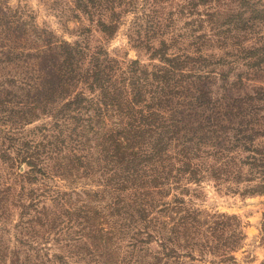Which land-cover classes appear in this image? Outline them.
Returning <instances> with one entry per match:
<instances>
[{
	"label": "trees",
	"instance_id": "obj_1",
	"mask_svg": "<svg viewBox=\"0 0 264 264\" xmlns=\"http://www.w3.org/2000/svg\"><path fill=\"white\" fill-rule=\"evenodd\" d=\"M187 1L180 12L187 9L192 15L201 14L199 8L204 6L215 38L194 35L193 53L183 47L172 51L177 40L162 39L159 46L147 45L153 62L150 69L138 61L111 57L101 45L92 46L91 29L80 16L91 18L105 7L115 9L128 0H71L80 29L78 39L62 42L59 51L52 50L46 58L43 54L45 65L31 68V85L16 89L23 95L0 90V111L4 112L0 113V122L21 126L41 115L54 119L47 141H25L21 146L14 145L15 132L23 127L0 128V161L3 159L11 168L14 163L20 164L19 168L25 164L26 172L20 176L26 183L37 185L40 180L53 181L55 177L66 180L74 170H82L80 178H91L92 182L98 178V189L90 192L85 188L87 198L92 196L102 204L105 193L109 195L105 206L82 201L84 204L64 209L60 215H50L54 205H34L41 203L35 196H41L31 189V208L39 216L33 224L57 225L62 218L78 223L80 241L89 236L93 245L80 244L76 255L85 253L88 257L84 258L96 264H194L208 256L214 258L211 263L232 264L245 239L236 216L195 209L183 197L196 192L189 184L199 185L207 176L218 181L231 179L240 185L254 182L256 174L264 171V147L257 143L258 135L264 136V122L258 115L261 108L249 105L257 100L264 102V86L253 87V93L245 98L231 96L232 86L236 89L240 83L239 89L245 87L246 80L259 78L256 75L263 70L264 35H259L258 28L264 23V9L256 0ZM97 24L100 31L113 32L112 24L102 19ZM238 31L244 34L232 36ZM220 32L223 37L217 38ZM248 36L260 39L259 45L244 43ZM215 49H221L224 55L215 58L207 53ZM234 49L238 52L226 51ZM233 54L252 59L249 66L255 75L250 78L238 74L237 81L229 83L233 69H224L218 76L227 81L226 93L214 99L216 70ZM11 102L20 105L10 108ZM70 118L75 119L73 128L64 123ZM79 128L85 135L93 133L96 155H72L75 145L69 153L64 152L62 144L71 141ZM213 135L222 138L209 147ZM245 152L249 153L244 156ZM210 158L220 163L209 164ZM176 190L179 192L174 194ZM246 192L263 194L264 181ZM63 194L51 192L57 199H53L56 209L65 206ZM125 238V251L115 255ZM154 242L158 248H152Z\"/></svg>",
	"mask_w": 264,
	"mask_h": 264
},
{
	"label": "rangeland",
	"instance_id": "obj_2",
	"mask_svg": "<svg viewBox=\"0 0 264 264\" xmlns=\"http://www.w3.org/2000/svg\"><path fill=\"white\" fill-rule=\"evenodd\" d=\"M256 1L258 6L264 9V0ZM187 4V0H128L125 5L118 6L115 9L105 7L100 13H95L91 18L80 16L84 20V25L91 29L92 33L89 39L92 46L101 45L111 57L127 62L138 61L141 65L149 66L152 69L153 62L150 52L147 50V45L159 46L162 39H166L168 42L177 40L178 42L171 49L172 51H177L178 47H183L187 52L193 53L194 35L206 34L212 39L215 38L212 36L213 30L211 27L213 24L209 21L208 12L204 10V6L199 8L201 14L195 13L192 15L187 9L186 13H181L180 9L183 6L187 7ZM222 7L220 6V8ZM234 8L237 9V5H234ZM216 9H219V7L217 6ZM75 15L76 12L73 9L71 0H0V90L4 88L8 91L18 92L16 90L18 87L27 86L28 88L31 81H33L31 73L34 75L31 68L40 69L41 65L45 63L43 54L46 58L47 55L53 52L52 50L59 51L62 42L73 43L77 40L80 29H78L79 24ZM247 15L249 14L246 12L245 17ZM99 19L112 24L114 29L111 34L100 31L97 24ZM232 25L233 23L226 24L221 31L232 27ZM258 30L259 35H264V23ZM238 33L244 34L238 31L234 32L232 36ZM216 37L222 38L223 33L220 32ZM228 42L231 43L232 41ZM244 43H247L248 46L259 45L260 39L248 36ZM226 51H229V53L238 52L237 49ZM207 53L214 55L215 58L224 55L221 49H215ZM233 55L227 58L225 65L218 66L216 70L217 76L212 85L214 99L225 96L224 86L226 85L224 84L227 81H223L218 76L224 69H233L229 83L236 82L238 74L250 78L255 75L253 69L249 66L252 59L243 60L235 54ZM262 67L261 73L256 75L259 78L246 80L245 87L239 89L240 83H238L236 89L232 86L231 88L234 91L231 92V96L245 98L247 93H253V87L264 86V64ZM18 93V96L23 95L22 92ZM24 99H26L25 96ZM13 101L17 100L14 99ZM17 103H8V107L12 108L20 105ZM254 104L257 108H261L258 115L261 116L262 122H264V102L257 100L249 105ZM0 113L4 112L0 111ZM67 120L64 123L68 125L67 127L73 128L75 125L73 120L75 119L70 118ZM111 123L109 121L110 125ZM53 124V117L41 115L32 123L30 118L29 123L21 124V126L20 124L14 125L11 122L3 121L0 122V128L13 130L14 127H23L15 132L17 140L14 145L21 146L25 141L30 143L31 141H47L49 135L52 134L49 129ZM80 131H82L81 128L75 132L76 134L72 136L71 141L62 144L64 152L69 153L71 146L75 145L77 146L75 151L70 152L72 155L84 156L87 153L96 155V141L93 133L88 131L85 135ZM64 135L68 136V132H65ZM45 136H47L46 139ZM212 137L213 140L209 147L222 138L219 137L218 139L214 135ZM80 141L83 144L87 143V146L84 147L83 144H79ZM257 143L260 147H264V136L262 134L258 135ZM246 153L249 152H245L244 156L247 155ZM15 155L16 153L13 157ZM4 162L3 159L0 161V264H96L84 258L88 257L85 253L79 252L82 253V256L76 255L80 244L81 246L83 243L93 245L89 236L81 238L80 241L77 233L81 232V226L78 223L69 218H62L57 225L50 223L46 227H40L33 224L39 216L36 211L32 210L33 206L31 208L33 199L31 198V189H36L38 195L41 196H35L36 200L41 199V203H35L34 205H40L41 208L43 203L47 204L48 208H52L54 205L50 215L52 213L53 215L55 213L60 215L64 209L71 208L75 204H81L82 201L92 202L94 206H105V197H109L107 193H105L101 204L92 196L87 198V191H85L86 187L91 189L88 190L90 192L98 189V178H94L95 182H92L91 178L79 177L82 170L79 172L74 170L73 174H68L66 180L55 177L53 181L44 182L40 180L38 185L31 184L26 183L27 181L20 176L26 172L27 167L25 164L19 168L17 165L20 164L14 163L16 166L11 168L10 164ZM207 162L209 164L220 163L217 159L211 158ZM77 176L79 177L78 180H76ZM263 177L264 171L256 174L254 182L238 185L236 181L231 179L218 181L207 176L199 185L189 184L190 189H195L196 192L194 194L191 191L183 197L186 203L195 209L210 213H225L237 217L245 239L234 254L236 261L232 264H264V193L247 194L246 192V189L256 187L258 182H263ZM72 189H75L78 193L81 192L82 196H76ZM52 191L66 193L62 195L65 206L55 208L57 203L54 202L53 199L55 198L52 195L56 196L57 194L53 193L51 195ZM176 192L179 191L176 190L173 193ZM45 195L46 197H43ZM87 233L90 234L91 230L89 229ZM127 242L128 239L125 238V242H121V249L117 247L114 254L122 255ZM151 244L152 248H158L156 242ZM110 250L107 251L108 254H112ZM81 257H83V260ZM211 259L214 258L208 256L200 263H193L219 264L211 263ZM100 264L106 263L100 262Z\"/></svg>",
	"mask_w": 264,
	"mask_h": 264
}]
</instances>
